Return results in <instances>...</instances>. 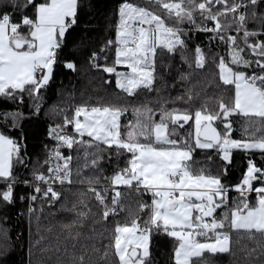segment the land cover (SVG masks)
Returning <instances> with one entry per match:
<instances>
[{
	"label": "snow or ice",
	"instance_id": "1",
	"mask_svg": "<svg viewBox=\"0 0 264 264\" xmlns=\"http://www.w3.org/2000/svg\"><path fill=\"white\" fill-rule=\"evenodd\" d=\"M9 6L12 11H5ZM80 7L81 0H0V103L23 106L28 97L33 101V114L41 111L38 101L42 90L54 79L66 35L77 25ZM14 12L19 13L18 19ZM249 20L260 27L249 29ZM183 24L192 25L196 32L210 33V43L219 42L227 48V58L219 53L213 57L221 89L213 97L215 108L210 109L206 101L195 107L199 93L192 87L171 99L161 97L158 109L148 103L78 106L71 118L66 115L62 124L49 129L57 144L44 161L49 175L33 171L36 183L20 181L14 174L15 166L25 163V145L22 137L10 136L0 123V200L14 203L17 183L27 184L53 203L62 195L53 184L89 185L87 191L101 207L103 221L127 213L124 221L116 220L111 229L105 227L100 233L93 229L94 236L100 237V246L92 244L91 252H102L101 259L106 261L114 256L118 264H152V238L161 233L175 241L174 264H207L206 254H230L233 234L264 237V167L251 157L259 152L264 158V0H123L118 7L115 40H108L100 50L106 53L114 47V60L101 65L97 63L100 54L94 52L93 67L114 75L116 88L128 97L142 92L159 95L157 80H163L157 72L160 54L174 56L179 52L193 68L185 55L188 31L179 26ZM194 51V69H205V52L200 46ZM103 59L107 61L108 56ZM118 66L126 71H118ZM63 67L76 70L71 61ZM192 75L180 72L179 80L188 82ZM177 101L188 106L168 107ZM129 112L132 118L125 123L122 117ZM26 118L19 107L0 111V121H8L12 128L21 127ZM237 118L242 121L241 138L233 135ZM69 125L73 134L66 131ZM62 148L74 149L76 155L66 156ZM106 149L129 158L125 167L111 176L110 187L97 189L93 185L101 183L100 177L83 172L99 169ZM197 150L218 154L224 163L216 174L199 166L194 159ZM235 150L249 154V158L242 179L230 185L224 178ZM36 194L29 199L36 201ZM133 195L150 197V202L135 201V209L146 215H133V206L127 202ZM89 212L91 209L78 212L77 220L64 225L72 239L80 233L73 235L71 229ZM106 232L111 233L110 238ZM88 251L86 246L73 258V264H89Z\"/></svg>",
	"mask_w": 264,
	"mask_h": 264
},
{
	"label": "trees",
	"instance_id": "2",
	"mask_svg": "<svg viewBox=\"0 0 264 264\" xmlns=\"http://www.w3.org/2000/svg\"><path fill=\"white\" fill-rule=\"evenodd\" d=\"M123 0H81V7L78 10V23L66 35L64 47L60 52V63L55 68L54 79L48 87L42 90V98L38 101L41 111L33 114V101L25 97V104L19 106L11 101L0 103V111H15L18 107L27 117L21 121V127L12 128L8 121H0L7 128V134L16 139L23 138L26 153L25 163L17 164L14 174L20 181L27 180L29 183H36L33 180V171H44L46 175L47 165L44 161L49 153L56 147L57 142L53 140L48 132L51 127L62 124L64 117H72L74 109L82 105L112 104L116 106L135 105L148 103L154 109L159 108L157 103L161 97L171 99L185 92V89L192 87L194 93H199L195 107L207 102L210 109L217 106L214 96H218L221 91L217 87L218 77L215 75L217 69L213 62V57L219 53L227 58V48L219 42H209L210 33L196 32L192 30V25H179L188 31V49L185 55L188 61L193 64L189 68L177 52L174 56L162 53L158 56L157 72L163 76V80H157V87L161 88L159 95L155 92H142L137 97H128L115 86V76L104 73L93 67L92 53H99L101 59L97 63L112 64L114 60V47L109 48L106 53L100 50L108 40H115V28L118 23V7ZM131 2L142 3V0H131ZM5 11H12L9 7ZM261 11V9H258ZM15 18H19V13L14 12ZM249 29H258L260 24L249 20ZM231 34L236 35L235 32ZM259 39V37H257ZM200 46L208 58L205 69H194L195 47ZM108 56L107 61L103 59ZM71 61L76 65V70H69L63 67L64 62ZM118 71H126L124 67L118 66ZM192 72L193 75L188 82L179 80V73ZM106 81H109L106 83ZM181 101L168 107L184 108ZM131 113L122 117L123 122L130 120ZM239 118L234 122L236 131L234 138H241ZM187 128V126H186ZM3 130V129H0ZM66 131L73 134L72 126L69 125ZM64 155L75 156V150L62 148ZM104 159L101 161L99 169L84 170L85 176L98 175L101 183L93 185L97 189L110 187L111 176L119 169L125 167L129 158L128 154L116 155L115 149H106L102 153ZM212 159L208 160L207 157ZM251 157L258 166L264 167V158L259 152L251 153ZM249 154L235 150L233 152V162L229 166L228 175L224 182L230 185L237 184L243 173L246 171ZM194 159L199 161V166L216 174L224 162L219 159L215 151L197 150ZM82 163V161H80ZM77 161H73V172L75 177V167ZM3 185H0L2 188ZM55 190L62 193L60 200L51 202L34 193L33 189L24 183H17L14 187L15 202L4 203L0 200V230L3 234L0 239V264H73V258L84 252L85 247L89 248L87 253L91 257L89 264H118V259L110 256L109 260L101 259V253H93L90 250L92 244L100 246V237L94 236L96 233L104 232V228L114 227L116 220L124 221L127 213H121L117 217H109L105 222L101 219L102 209L98 205L92 193L88 192L89 185L73 184L59 185L53 184ZM122 191L125 189L121 188ZM83 193V195H81ZM38 195L36 201H31L29 197ZM111 195V193H110ZM25 197L20 200L19 197ZM236 196L235 192L231 193ZM143 199L150 202V197L145 195L142 198L133 195L128 203L133 206V215L141 214L135 209V201ZM83 200L84 203H80ZM85 204L87 207H85ZM75 205V210H73ZM29 208L33 211H29ZM89 212L87 218H83L81 223H77L71 229L73 235L76 232L80 236L72 239L69 236V229L64 225L78 219L77 213ZM96 221H99L97 223ZM106 237L111 236L110 232L104 233ZM89 237H94L89 239ZM108 239L103 241L104 244ZM175 241L165 234H156L151 243L152 264H174L173 248ZM207 264H264V237L256 235L249 238L246 234H233V243L230 254H217L211 256L206 254Z\"/></svg>",
	"mask_w": 264,
	"mask_h": 264
},
{
	"label": "rangeland",
	"instance_id": "3",
	"mask_svg": "<svg viewBox=\"0 0 264 264\" xmlns=\"http://www.w3.org/2000/svg\"><path fill=\"white\" fill-rule=\"evenodd\" d=\"M1 233H3V230H2V229L0 230V239H1V236L3 235V234H1Z\"/></svg>",
	"mask_w": 264,
	"mask_h": 264
},
{
	"label": "crops",
	"instance_id": "4",
	"mask_svg": "<svg viewBox=\"0 0 264 264\" xmlns=\"http://www.w3.org/2000/svg\"><path fill=\"white\" fill-rule=\"evenodd\" d=\"M121 67H123V66H121ZM81 119H83V117H81Z\"/></svg>",
	"mask_w": 264,
	"mask_h": 264
}]
</instances>
